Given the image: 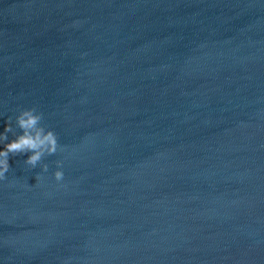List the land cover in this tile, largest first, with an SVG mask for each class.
<instances>
[{"label":"water","instance_id":"95a60500","mask_svg":"<svg viewBox=\"0 0 264 264\" xmlns=\"http://www.w3.org/2000/svg\"><path fill=\"white\" fill-rule=\"evenodd\" d=\"M29 108L0 264H264V0H0V133Z\"/></svg>","mask_w":264,"mask_h":264},{"label":"clouds","instance_id":"9594fccd","mask_svg":"<svg viewBox=\"0 0 264 264\" xmlns=\"http://www.w3.org/2000/svg\"><path fill=\"white\" fill-rule=\"evenodd\" d=\"M42 114L38 113L35 108L24 109L19 112L15 118V125L22 134L16 135L12 127V120L9 117L6 121L4 133H0V144L3 150H0V180L6 178V173L10 169L9 156L28 155L24 163L32 168L42 160L45 155H54L57 152L58 140L57 135L50 129H45L41 125ZM7 133H13L14 139L8 140ZM58 170L54 172V179L59 182L63 180V171L59 170L60 162H57ZM48 166L43 165L42 171H47Z\"/></svg>","mask_w":264,"mask_h":264}]
</instances>
